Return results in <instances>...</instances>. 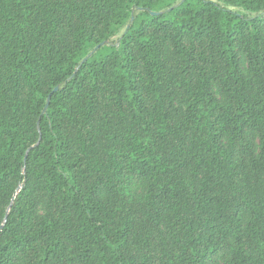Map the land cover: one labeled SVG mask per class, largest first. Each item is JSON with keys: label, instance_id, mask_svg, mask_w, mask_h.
Instances as JSON below:
<instances>
[{"label": "trees", "instance_id": "obj_1", "mask_svg": "<svg viewBox=\"0 0 264 264\" xmlns=\"http://www.w3.org/2000/svg\"><path fill=\"white\" fill-rule=\"evenodd\" d=\"M214 1L0 0V264H264V0Z\"/></svg>", "mask_w": 264, "mask_h": 264}, {"label": "rangeland", "instance_id": "obj_2", "mask_svg": "<svg viewBox=\"0 0 264 264\" xmlns=\"http://www.w3.org/2000/svg\"><path fill=\"white\" fill-rule=\"evenodd\" d=\"M179 1H181V0H178L177 3H179ZM209 1L216 2V1H214V0H209ZM230 10L237 11V10H235L234 8H230ZM237 12H239L240 14H243V11H237ZM152 15H153V14H152ZM144 19H146V18H144ZM123 32H124V30L120 31V32L118 33V35H116L114 38L111 39V41H113V42L116 41L118 38L121 37V35L123 34Z\"/></svg>", "mask_w": 264, "mask_h": 264}, {"label": "water", "instance_id": "obj_3", "mask_svg": "<svg viewBox=\"0 0 264 264\" xmlns=\"http://www.w3.org/2000/svg\"><path fill=\"white\" fill-rule=\"evenodd\" d=\"M54 91H56V89H55ZM48 100H49V99H48ZM48 100H47V102H48Z\"/></svg>", "mask_w": 264, "mask_h": 264}]
</instances>
